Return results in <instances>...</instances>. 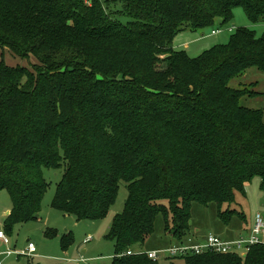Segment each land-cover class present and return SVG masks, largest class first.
<instances>
[{"label":"trees","instance_id":"trees-1","mask_svg":"<svg viewBox=\"0 0 264 264\" xmlns=\"http://www.w3.org/2000/svg\"><path fill=\"white\" fill-rule=\"evenodd\" d=\"M238 6L252 22L264 19V0H0V47L35 59L0 58V191L11 201L4 232L39 218L43 168L63 166L51 206L78 220L103 219L126 184L105 235L110 264H264V244L245 256L164 260L133 250L158 215L172 244L193 238V202L215 203L224 223L242 219L223 205L254 177L264 201V114L240 104L258 92L228 85L249 68L264 73V33L237 28L195 57L172 44L186 28L229 22ZM72 241L69 232L60 238L62 248Z\"/></svg>","mask_w":264,"mask_h":264},{"label":"rangeland","instance_id":"rangeland-1","mask_svg":"<svg viewBox=\"0 0 264 264\" xmlns=\"http://www.w3.org/2000/svg\"><path fill=\"white\" fill-rule=\"evenodd\" d=\"M104 3L106 0H100ZM119 3H111V10H120ZM122 23L128 21L125 15H119ZM232 27L231 30H229ZM241 27L249 28L259 37L264 33V19L258 22L249 20L242 7L233 9V16L229 22L221 25L219 23L208 26L197 31L188 28L178 32L173 39V47L178 50H185L190 57H195L204 50L215 46L226 44L230 35ZM219 28L220 31L212 34V29ZM234 28V29H233ZM6 57L11 64L21 63L30 66L35 62L34 58L30 61L11 56L8 49L0 47L1 56ZM6 60V59H5ZM255 83L254 85H250ZM228 85L232 88L248 87L258 92L254 97H242L240 104L249 108L262 109L264 114V73L254 67L249 68L242 75L230 78ZM264 122V115H263ZM63 173V166L59 169L43 168V176L48 183L47 190L41 201L39 218L18 226H15L8 237V247L0 246V251L6 248L12 251L21 252L26 249L29 241L35 245V252L32 255H3L4 264H110L114 253V243L106 238V233L114 216L123 209L127 197L125 182H120L117 198L110 207L107 215L98 221L78 220L72 214H64L51 206L52 199L56 191V185L60 181ZM165 203L166 201L163 200ZM11 207V201L6 190L0 191V229L4 219V211ZM235 209L242 213L243 218L233 217L228 223L222 222L216 214V204L208 203L203 205L193 202L191 206L190 228L194 242H201L208 234H215L219 237H238L246 236L254 222L257 214L264 216L263 193L260 189L259 177H254L245 185L244 193L237 192L235 201L229 205H223V209ZM56 230V235L48 237L45 235L47 230ZM69 232L72 242L62 248L60 238ZM238 235V236H237ZM186 240V239H185ZM184 240V241H185ZM175 240L167 235L163 229V217L158 215L154 224L152 235L144 241L143 245H134L133 250H158L168 248ZM141 247V248H140ZM169 257H162L164 260ZM176 264H184L183 259L175 258Z\"/></svg>","mask_w":264,"mask_h":264},{"label":"built area","instance_id":"built-area-1","mask_svg":"<svg viewBox=\"0 0 264 264\" xmlns=\"http://www.w3.org/2000/svg\"><path fill=\"white\" fill-rule=\"evenodd\" d=\"M230 28L229 30H231ZM220 29H214L212 34L219 32ZM0 242L8 244V237L4 230L0 229ZM254 244H264V216L257 214L254 218L253 225L246 236H238L232 240H225L218 235L208 234L202 242H194L192 238L187 239L184 243L172 244L168 248L158 250H148L144 253L152 260H160L162 257H182L188 254H201L204 252L217 253H234L240 256H245L249 248ZM35 252V245L29 241L26 249L17 252L12 249H6L0 252L2 255H11L13 253L19 255H32ZM143 253V251H137ZM125 254H133L131 250H127ZM0 264H2L0 262Z\"/></svg>","mask_w":264,"mask_h":264},{"label":"crops","instance_id":"crops-1","mask_svg":"<svg viewBox=\"0 0 264 264\" xmlns=\"http://www.w3.org/2000/svg\"><path fill=\"white\" fill-rule=\"evenodd\" d=\"M219 21L220 20H217V23H219ZM216 23V24H217ZM9 210H10V208H7L5 211H4V216L5 215H7V213H9ZM238 236V235H237ZM222 238V237H221ZM234 238H236V237H227V238H225V237H223V239H225V240H232V239H234ZM202 242V241H201ZM8 245H9V242H8V244H3L2 242H0V246H3V247H8ZM36 248V247H35ZM7 249V248H6ZM8 249H10V248H8ZM36 250V249H35ZM4 251V250H3ZM1 252V251H0ZM3 255L2 254H0V262L2 263V264H4L3 263V258L4 257H2Z\"/></svg>","mask_w":264,"mask_h":264},{"label":"water","instance_id":"water-1","mask_svg":"<svg viewBox=\"0 0 264 264\" xmlns=\"http://www.w3.org/2000/svg\"><path fill=\"white\" fill-rule=\"evenodd\" d=\"M8 214V213H7Z\"/></svg>","mask_w":264,"mask_h":264}]
</instances>
